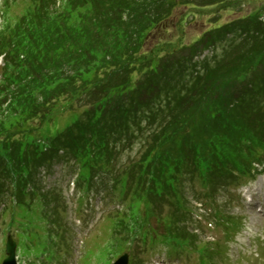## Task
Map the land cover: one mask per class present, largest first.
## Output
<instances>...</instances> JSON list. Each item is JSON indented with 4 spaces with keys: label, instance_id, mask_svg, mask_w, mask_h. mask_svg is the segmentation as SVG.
Wrapping results in <instances>:
<instances>
[{
    "label": "trees",
    "instance_id": "obj_1",
    "mask_svg": "<svg viewBox=\"0 0 264 264\" xmlns=\"http://www.w3.org/2000/svg\"><path fill=\"white\" fill-rule=\"evenodd\" d=\"M58 1L29 0L21 16L6 17L0 31V157L15 161L14 174L25 171L23 150L61 102L91 106L69 131L76 144L96 129L107 146L119 123L131 129L147 123L156 164L152 185L164 167L172 182L173 171L189 160L216 173L217 163L254 138L251 128L261 124L255 123L251 99L264 97V25L256 17L209 29L194 44L157 55L143 51L145 42L170 18L177 0ZM220 1L201 0L199 6ZM229 33L244 39L201 75L194 56ZM253 65L262 73L248 79ZM38 153L31 150L33 157ZM25 183L18 180L16 189Z\"/></svg>",
    "mask_w": 264,
    "mask_h": 264
},
{
    "label": "rangeland",
    "instance_id": "obj_2",
    "mask_svg": "<svg viewBox=\"0 0 264 264\" xmlns=\"http://www.w3.org/2000/svg\"><path fill=\"white\" fill-rule=\"evenodd\" d=\"M21 3H22V0H14V3H13L14 5L13 12L19 16H21L22 14L19 12L21 11V7H20ZM177 3L178 5L175 6L173 12L170 15V18L165 22L163 27L157 28L155 31L152 32V34H150V36L145 42L143 51L154 50L155 54L157 53L163 54L165 50L171 51V50L179 48L180 46L192 45L195 42H197L207 30L212 29L217 26H223L227 23H231V21L233 22V21H237L240 19H245L247 17H259L260 19H264L263 18L264 16H262L264 14V0H221L218 3L207 4L205 6H199L200 4H202L201 0H177ZM1 4L2 3L0 1V6ZM2 18L3 16H1L0 14V27H1ZM15 22H16L15 19H12L10 21L11 24H14ZM1 29L2 28H0V31ZM236 38H237L236 40L237 43H239L241 41L239 36H237ZM224 46L226 47L227 45H224ZM222 50H223L222 46L219 48L210 47L207 50L206 49L200 50L199 53L201 54L198 55L197 58L194 59V63L198 65L197 69L199 67H203V71H204V69L209 68V66L212 63L211 60H213L214 58L216 60L219 59L218 55L222 53L221 52ZM3 60H4L3 56H0V67H2L4 64ZM192 75L194 76L195 73L190 74L191 77ZM250 78H251V75H250ZM256 102H257L255 105L256 107H253V109H254V116H256L258 120H256L255 123L256 124L262 123L264 125L263 97L257 98ZM260 104H263V105L259 107V112H258V106ZM50 107L42 108V110L44 111H47V109L51 110ZM5 108L6 106L4 105L2 108V111H5ZM53 110L54 112L52 113L51 118L46 120V122L40 128V131L35 132L34 134L31 135L32 137L31 139H33V141L41 139L48 143L54 140L53 136H56L57 134L61 132L67 134L66 129L77 121L78 115L80 117V120L84 121L86 113L90 112L91 110V106L89 105L80 106V103L76 105L72 103V106L69 107V104L66 105L61 102ZM74 110L76 112H72ZM1 116L2 114L0 112V117ZM145 125H146L145 123L141 124L140 125L141 128L140 129L137 128V130L132 131L133 133L129 131L127 136L122 134L120 137L117 138L118 140H116V145H114L113 147L111 146V150H115V151L112 155H110V158H109V169H108L110 171L108 174L109 178L106 175V177H104L103 179V176L105 174L99 171L100 173H96L91 179V181L95 184L96 186L95 188H97L98 192L97 194L90 193L89 205L92 204V206L95 208L94 211L96 214L93 213L92 217L89 218L91 213L87 211L89 215L85 216L83 213L82 217H83V226L85 225V222L88 221L87 222L88 227H91V231L93 230L94 233H89L90 236L85 241L86 242L85 247L87 248H85L83 252H81V255L79 256L76 255V248H77V239L81 236V233L78 232V229L80 228H76L73 225V223H71V220H70V210H71L70 207L72 206V204L68 202L69 200H67V196H66L67 194L65 193V187L67 183L64 181L65 179L64 175L66 173L64 168L61 169L60 167L61 164L59 165L58 162L55 163L52 161V164L48 165V161H46L42 163L41 165H39L38 168L36 170H33L30 174H26L24 172L21 173L20 176L23 179H27V185H28V186L26 185L27 189H24L23 191L25 195L22 198V202L24 204L26 201H28L30 204L29 205L30 208L28 207L27 210H32L34 212L32 214L33 218H31L30 215L25 214L26 211H22V212L20 211L19 213L18 212L16 213V215L20 214L21 217L26 216L25 218L26 223L23 228L24 233L25 231H27L26 229L29 227L28 224H32L31 222H33L36 219L37 214L38 213L41 214L44 211L45 213H44L43 218L45 221L47 219V213L48 215L51 213V216L53 215L54 217H58V221H59L58 223L61 225V227H57V229L55 228L54 225L51 226L48 224H46V226L42 228L40 224H37V222H33L34 224L31 229V234H29L31 235L30 242L33 248H38L39 247L38 244L47 243L49 241L48 227L50 226L51 230L55 229L54 232L57 231L59 232V234L63 235L62 241L67 240L65 241V244H67L68 242V245L70 246V247H67V250L70 256V258L68 259L69 264L76 263V261L78 263L79 260H80L79 264L81 262L83 264H88L90 261H91V264L101 263L97 259L96 255L93 259H91L94 255L93 252H95L91 248L93 247V249H96V248H99L98 245L103 246L106 243L107 239L110 238V234H109L110 233V222L108 219L107 220L103 219V216L108 214L109 212L114 213V210H118L121 213L127 211L128 212L127 215H130L129 213H132V211L129 210V207L133 200V195H137L140 192L139 189H137V186L135 184V180L137 179V174L135 170L137 169V166H136L137 151L139 147L144 143L145 138L143 137L148 136V133L143 128ZM261 133L263 134L262 138L264 139V126L261 128ZM128 137L130 139H128ZM151 147H149V149ZM256 148L257 147L253 149H255L256 151ZM68 153L69 151L67 152V154ZM67 158H71V157L67 155ZM261 158L264 160V156H262ZM34 161L36 162V159ZM34 161L32 160V162L31 161L30 162L34 163ZM240 163H242L243 166L247 164L244 160H241ZM100 164L101 163H99L98 165ZM42 168H47L48 170H46L45 172L44 170H42ZM261 168L262 167H259V170ZM70 170H72V167H70ZM235 170L240 171L241 168H236ZM123 172H127L126 174L130 173L132 175L129 179L128 177L126 178L127 185L126 184L124 185V189H125L124 201L120 199L121 196H119L117 193L119 189L121 190L120 184L117 183L116 185H113V182L111 183L110 181L113 176L116 177L115 179L117 181H121L123 178V175H126V174H123ZM71 175L72 174H69L66 176L67 180L70 179ZM41 176L43 177L42 178L43 184H41V182L39 181ZM9 177L13 178L12 174L8 173V170L6 168L4 169V171L0 170V185L2 183L3 184L5 183V185L7 186L9 183ZM215 178L217 179V181H219V179L224 180V176H220V177L217 176ZM20 179L21 178L19 177L17 181ZM229 180L228 182L231 183L229 184L230 187L231 186L237 187L245 183V181L234 182L233 179L231 178ZM102 181H105L104 185H106L107 191L110 189V185L111 184L113 185L114 192L112 190H110V192L114 194V197L119 196L118 200L116 201V206H115L116 208L117 206H119V208L114 209L111 207V210H110V207H108L110 202H108L107 204L106 201H104L105 206H102L100 199L108 200L106 198L107 194L105 195L100 194V191H99L103 188ZM178 181L179 180H176L177 185H179ZM108 182L110 183V185L108 184ZM5 191L6 193L4 194V196L6 197V204H5L6 206H4V204L0 205V210H4L5 212L4 218L1 217V212H0V260L4 256V241H5L6 232L12 231L11 229L7 228V221L9 222L11 215L6 214L7 206L9 202H11V200H9L8 195L11 192L9 191L7 192V190ZM215 191H216L215 200L217 201L216 204L219 205V207L223 210V213L227 216L228 219L230 217H233L232 219L238 222V224L241 227V229H238L236 232L237 233L236 240H239L238 242L239 244L238 246L230 247V251L228 252L229 259L226 261V263L229 264L230 262H232V264H237V256H239L240 258H243L245 260L259 261V264H264V260L262 261V257L264 254V219L261 218L260 215L256 214L255 211H250L248 213L246 212L237 213L234 210H232V208L230 207V204L231 203L236 204V201L233 200L232 197L228 195L227 187L221 188L220 186H217L215 187ZM40 192L46 195L47 201L50 202V207L58 206V208L54 210L44 208L43 203L41 202L42 200H40V197H39ZM228 192L230 193V191ZM188 196L189 197H187V200H188L189 205L196 207L197 204L194 202L192 192L190 194V191H189ZM39 202H41L42 204ZM175 202H176V199L173 200L172 197H170L167 200L156 199V201L151 205L150 210H154L155 212H157L155 207H161L165 205L162 208V210H163V215H166L176 210V206L174 205ZM17 205H18V200L15 199V203L13 202V204H11V207L9 208H12ZM56 213H58V216L56 215ZM144 214H147V211H146V208L143 207L142 205L139 216L136 215L134 219H128L130 220L129 222H131L133 227L135 228L134 231L137 230V222L140 224L139 234H144V232L147 234H152V231H151L152 229L157 234L162 233L164 231L162 224L156 223V219H154L156 215L155 216L152 215L150 218L147 219V226H150L151 228L150 231L146 227H143L145 221L140 222V217L142 218ZM28 217L31 219L28 220ZM51 220L54 221V218L52 217ZM47 222L50 224L49 221ZM16 225L19 226L18 223ZM18 236L21 239L20 235ZM114 236H116L118 240L125 239L127 236V233L125 232L124 229H120L119 231L114 233L113 237ZM37 237H40V238H37ZM95 237L97 238L93 242ZM19 238H16V239L18 240L20 244ZM199 241H202V240H199ZM128 243L126 244L128 245ZM131 243L132 242H130V244ZM224 243L225 242L222 241V243L220 244H224ZM89 245L91 246V248L88 247ZM235 247L242 248L243 252L238 253ZM25 249L26 248L21 249V253H19V256H18L19 262L21 264H31L30 262L38 263L37 262L38 260L35 259L33 256H31V254L24 253ZM26 250H28L29 252H33V250H31L30 248H27ZM56 251H57V257H58V254H60V257H61L63 251L60 248L56 249ZM138 252L139 250H137V255H136V250L134 248L133 258L137 264H142L138 259ZM116 256L112 257L111 255H109V257H107L106 259H109V261L111 260L113 261ZM256 256H258V258H256ZM76 257L77 259L78 258L79 259L76 260ZM140 258L142 260L144 256H140ZM215 262L216 264H222V262L218 258L216 260L215 259L213 260L214 264ZM58 263H59L58 260L57 262L56 261L54 262V264H58ZM239 264H247V263H245V261H242Z\"/></svg>",
    "mask_w": 264,
    "mask_h": 264
},
{
    "label": "water",
    "instance_id": "obj_3",
    "mask_svg": "<svg viewBox=\"0 0 264 264\" xmlns=\"http://www.w3.org/2000/svg\"><path fill=\"white\" fill-rule=\"evenodd\" d=\"M14 251H15V244L8 239L7 243H6V254L7 257L5 258L3 264H15L14 261ZM120 264H126V259H121L120 260Z\"/></svg>",
    "mask_w": 264,
    "mask_h": 264
}]
</instances>
